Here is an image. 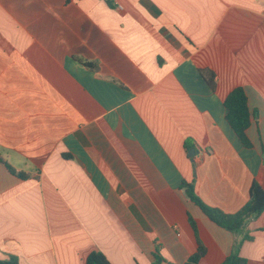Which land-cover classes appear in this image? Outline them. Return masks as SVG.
<instances>
[{"label": "crops", "instance_id": "obj_1", "mask_svg": "<svg viewBox=\"0 0 264 264\" xmlns=\"http://www.w3.org/2000/svg\"><path fill=\"white\" fill-rule=\"evenodd\" d=\"M0 159V260L264 264V211L232 232L183 187L235 213L264 186V0H0Z\"/></svg>", "mask_w": 264, "mask_h": 264}, {"label": "trees", "instance_id": "obj_2", "mask_svg": "<svg viewBox=\"0 0 264 264\" xmlns=\"http://www.w3.org/2000/svg\"><path fill=\"white\" fill-rule=\"evenodd\" d=\"M202 75L211 88L215 87V74L210 70H203ZM224 107L226 109V120L243 146L251 147L246 131L251 123V112L248 106L247 96L242 88L234 89L225 99ZM1 160V159H0ZM7 169L13 175L25 179L28 175L12 168L5 163ZM183 187L190 199L201 209V211L218 226L236 232L241 229L246 221L258 217L264 211V186L254 181L249 189V199L244 207L235 213H226L218 208L210 207L203 203L201 199L195 194L192 184H184ZM192 226L195 228L193 221ZM245 239H252L247 235ZM206 253L205 247L198 242L196 252L191 255L184 264H199L200 260ZM161 258H156L160 261ZM0 264H19L18 258L11 256L9 259L0 260ZM86 264H112L107 257L100 251L91 252ZM221 264H247V260L242 258L237 251H234Z\"/></svg>", "mask_w": 264, "mask_h": 264}, {"label": "water", "instance_id": "obj_3", "mask_svg": "<svg viewBox=\"0 0 264 264\" xmlns=\"http://www.w3.org/2000/svg\"><path fill=\"white\" fill-rule=\"evenodd\" d=\"M192 153L194 154L195 152L193 151V152H191V156H192Z\"/></svg>", "mask_w": 264, "mask_h": 264}]
</instances>
